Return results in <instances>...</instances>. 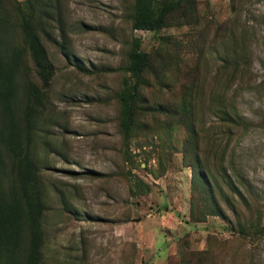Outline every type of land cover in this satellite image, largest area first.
Returning a JSON list of instances; mask_svg holds the SVG:
<instances>
[{
	"label": "rangeland",
	"instance_id": "obj_1",
	"mask_svg": "<svg viewBox=\"0 0 264 264\" xmlns=\"http://www.w3.org/2000/svg\"><path fill=\"white\" fill-rule=\"evenodd\" d=\"M47 1L40 15L36 0H0L1 55L19 58L15 115L39 169L43 264H264V0H175L157 32L133 29L135 0ZM135 38L148 65L125 133Z\"/></svg>",
	"mask_w": 264,
	"mask_h": 264
},
{
	"label": "trees",
	"instance_id": "obj_2",
	"mask_svg": "<svg viewBox=\"0 0 264 264\" xmlns=\"http://www.w3.org/2000/svg\"><path fill=\"white\" fill-rule=\"evenodd\" d=\"M35 4V11L42 15L49 1L36 0ZM178 7L179 2L175 0L163 3L158 0H135L133 29L160 31ZM30 19L31 12H23L21 24L27 47L36 68L47 78L52 66ZM2 43L0 38V264H43L42 218L45 207L38 181L39 169L30 157L25 128L22 122H17L15 115L17 92L14 69L19 58L15 55L11 60H5L1 55ZM147 65L148 56L142 50V40L135 38L128 65L124 68L129 76L124 78L119 93L121 129L125 133L131 132L136 116L138 85L135 80L142 76ZM222 121L236 122L225 111ZM241 229L245 231V228Z\"/></svg>",
	"mask_w": 264,
	"mask_h": 264
}]
</instances>
